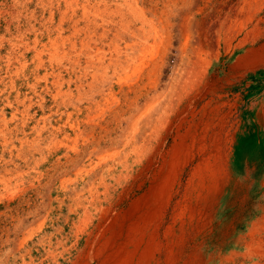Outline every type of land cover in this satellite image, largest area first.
<instances>
[{"label": "rangeland", "instance_id": "374dc122", "mask_svg": "<svg viewBox=\"0 0 264 264\" xmlns=\"http://www.w3.org/2000/svg\"><path fill=\"white\" fill-rule=\"evenodd\" d=\"M13 1L0 0V39L7 34ZM105 1L110 8L101 6L99 12L95 0L87 11L83 0L78 5V14L88 13L97 23L116 21L119 31L113 28L100 49H123L122 34L143 29L127 37L133 52L117 72L104 74L98 64L88 70L95 76L88 79L90 87H63L66 94L57 100L43 84L33 92L32 77L27 86L22 76L1 71L6 49L0 47V117L5 115L6 122H0V264H86L89 246L96 243L99 250L113 236L110 223L100 227L103 209L111 215L129 212L168 179L178 201L194 189L195 168L207 159L223 168L217 192L202 194L207 197L197 209L201 215L193 220L189 211L172 212L174 201L170 204L157 232L163 245L170 243L156 257L160 264L243 263L240 237L248 234L264 206V121L259 120L264 114V60L249 58L264 50V0ZM35 4L31 0L26 14L36 10L37 21L47 19ZM249 4L251 24L259 19L257 30L247 24L250 16L237 21L230 12L234 6L244 13ZM130 7L143 12L146 22ZM118 9L124 19L115 16ZM224 18L230 21L227 26ZM216 20L212 35L210 23ZM60 56L41 58L46 66L69 68V59ZM33 57H28V71L34 69ZM24 100L25 107L30 105L25 117ZM185 148L186 158L178 156ZM150 214V226L144 215L139 222L147 224L145 233L159 220ZM255 229L264 230V224ZM145 247L146 242L139 251ZM96 259L89 264H97Z\"/></svg>", "mask_w": 264, "mask_h": 264}, {"label": "bare ground", "instance_id": "6f19581e", "mask_svg": "<svg viewBox=\"0 0 264 264\" xmlns=\"http://www.w3.org/2000/svg\"><path fill=\"white\" fill-rule=\"evenodd\" d=\"M80 1L82 0H52L49 1L47 4H44L42 0H36V4H35L36 7L41 8V10L44 13H47L48 15L47 19L45 20L41 19L40 22L37 21L35 17V14H37L35 12L36 10L32 12L28 11L29 13L26 14V11L29 10V4L31 3V0L13 1L12 4L10 5L11 10L7 11V14L10 17V20H8L9 23L7 24V27L5 26L6 27L5 31L7 34H5V36L2 39H0V47L6 49V55L2 58L3 67L1 71H3L4 74L9 71L10 73L8 75L10 77L15 76L14 78L22 76L27 86L29 85L27 81L29 80L30 77H32L33 83L29 86V88L34 92V89L38 85L43 84L46 92L48 93L54 92L51 95L52 99L54 100H57L59 97L61 98L63 95H65L66 93L62 92V88L63 87L69 88L71 84L75 86L76 91H80L83 87H85L84 85L86 84L90 87L92 83L90 82L91 84H88V79L90 78L92 80L94 79L95 76L94 75L89 76L90 72L88 70L97 64L104 74H106L108 70H112V73L117 72V70L121 68L122 61H124L125 63L126 60H129L131 52H133L134 45L127 44L126 42L127 37L131 38L133 35L135 36L138 35L139 33L136 34V32L137 31L142 32L143 27H140L137 30L135 29L136 30L135 33L133 30H130L128 34L126 35L122 34L123 37L121 38H119L118 35L119 40L123 44H125L123 49H117V48L116 50L100 49L106 43V41L108 40L110 41V35L112 31L115 29L114 26H116L115 25L116 21L112 20L110 22L103 21L104 23L103 22L97 23L95 19L91 20L87 17L88 13L87 15L78 14V5L79 3H81ZM83 1H84L82 2L83 10H86V8L88 10L93 6L90 5L92 0H83ZM95 1L97 3L95 5L96 8L98 9V12L101 6L104 7L105 10L110 8V5L107 4L105 0H99V1L95 0ZM102 7L100 9H102ZM130 8L131 11L130 10L129 11L131 12V14L136 15V18L140 22L142 23L146 22V20L144 19L143 12H138L137 7L136 8L130 7ZM232 9L230 11L232 12L233 15L232 17H235L234 19L237 21L240 19V17L244 16L248 18L250 16V12H249L250 4L246 8L247 12L245 11L244 13H242L243 10L241 9L239 10L238 8L236 9V7L234 6ZM116 15L120 16L121 18L124 17V14L122 13L121 9H118V13L116 12L115 16ZM100 16L101 15H99V17ZM110 16L113 17V13ZM247 20H248L247 24L253 25V29L257 30L259 19L257 18L256 21L254 20L253 24H251L252 23L251 16ZM216 23L217 20L214 22L212 21V23H210V29H211L210 32L212 33V35L215 34L214 27L217 25ZM228 23H230V21L226 18L224 20L225 26H227ZM12 24L16 25L14 27L15 34L11 33L10 27L12 26ZM119 25L121 24H118V26ZM120 27H123V25ZM125 30L128 29L125 28ZM118 31L117 33H120ZM144 32L145 31H143V33ZM144 36H146V34ZM30 37H32L33 39L30 40L29 39ZM38 47L40 48L37 49ZM32 54L34 55L33 62H35V66L32 71H28L30 67L29 65L30 61L28 60V57ZM45 54L54 58H56L58 55L68 58L70 67L63 68L62 65L54 66L52 64L50 65L48 64V66H46L43 61V58H41V55L44 56ZM249 58L253 60L254 59L264 60V50H261L259 53L256 52L254 56H250ZM51 61L52 60H50L49 62ZM12 65H14L13 69H15V71H11L13 70L10 69ZM65 73L69 75L67 80H65L66 77ZM14 78L10 81V87H9L10 91L15 90ZM2 80L3 78L0 76V83L2 82ZM16 97H18V90L16 91ZM25 101L27 100H24L20 103L24 108L23 109L24 115H22L23 117L27 116V114L25 113H27V110L30 107V105L25 107ZM28 102L30 103L31 100L28 99ZM259 120L264 121V114L259 115ZM0 122H5V115L4 117H0ZM132 125H133L132 129L129 133L130 137H133L134 131L136 129L135 127L136 123ZM6 134L7 133H5V135ZM129 141L130 140L127 139L125 144L129 143ZM262 147H264V145ZM187 153L188 150L187 148H185L183 152H180L178 154V156H180L181 154L182 157L186 158ZM195 169H196V174H195L196 181L198 185L194 184V189L190 193L181 196L180 200L178 201L176 200L177 194L175 195L172 190L173 182L169 181L168 183L169 179L167 178L168 180H165L163 183H161V185H159L157 189L154 188L150 189L149 192L145 194L143 198L138 199L136 202H134L131 205V209L129 212L124 213L123 211H120V212H116L114 215H111L109 214V210H108L109 208L105 210L103 209L102 217H101L102 225L100 227H103L105 223L108 224L110 223L109 225L111 226V229L113 231L111 235L113 234V236H111L110 239L107 240L105 239L103 243L101 242L102 244L99 250L94 249V245L96 243H92V245L89 246L88 252L86 251L87 252L86 259H88L86 264H89L88 262L89 260L93 261L96 258H97L96 260L98 261L97 264H143V261H147L149 263L150 260H153L154 264H160L159 259L156 256L160 253L162 247L164 245L169 246L170 242L167 241L163 245V243L158 239L157 232L159 231L160 226L162 227V225L164 224V220L167 217V211L170 207V204L174 201L175 207L173 208L172 212L176 211L177 209H180L182 213H187V211H189L188 216L189 217L191 216L190 219L193 220V218H195L197 214L201 215V211L199 212L197 209L201 206L200 203L207 197L202 194L206 192H210V196L212 197L218 190V182L221 179L223 168L218 164L217 160H213L209 162V160L207 159L201 162V164H199L198 167H196ZM224 176H228V174L226 173ZM168 177H170V175ZM151 191H154L153 195H149L152 193ZM106 202L112 203V200H107ZM150 203H154L153 207L151 208L149 207ZM110 206H112V204H110ZM142 211L145 212L142 213ZM151 212H153L154 215L158 214L159 220L155 225L151 227L149 233H145L143 230L145 229V226L147 224L140 226L139 222L143 221V217H144L146 220L145 223H148L149 221L148 217L151 216L150 214ZM138 213H140L141 216H137L136 214ZM182 213H180V215ZM142 215L144 216L142 217ZM132 219H133V223L132 225H130L131 223L129 224L128 222ZM148 224H149L148 226H150V223ZM259 224L260 225L264 224V206L263 208L260 209V217L259 219H257V222L252 225L249 232L247 231L248 234L240 237V241H241L240 249L245 250V252L243 251L242 253L239 254V256L243 258L242 259L243 263L241 264H245L251 261L253 262L252 264H260V261L262 263L264 261V230L257 231L255 229ZM168 229L169 226L166 228V230ZM139 232L143 233V235H140L138 237L137 234ZM169 234H170L169 231H166L165 236ZM99 235L101 237V234ZM102 235L104 236V233H102ZM89 237H91L90 234ZM100 237H97V239ZM145 242H146V247L144 251L142 252L139 251L140 247ZM130 247H133L134 250H130Z\"/></svg>", "mask_w": 264, "mask_h": 264}]
</instances>
